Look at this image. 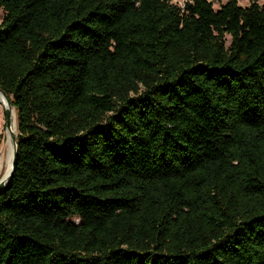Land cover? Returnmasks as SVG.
I'll return each instance as SVG.
<instances>
[{
  "label": "trees",
  "instance_id": "16d2710c",
  "mask_svg": "<svg viewBox=\"0 0 264 264\" xmlns=\"http://www.w3.org/2000/svg\"><path fill=\"white\" fill-rule=\"evenodd\" d=\"M0 0L17 155L0 264H264V4Z\"/></svg>",
  "mask_w": 264,
  "mask_h": 264
},
{
  "label": "bare ground",
  "instance_id": "6f19581e",
  "mask_svg": "<svg viewBox=\"0 0 264 264\" xmlns=\"http://www.w3.org/2000/svg\"><path fill=\"white\" fill-rule=\"evenodd\" d=\"M0 105H3L4 107L7 106L5 99L2 97L1 94H0ZM16 131H17V125L15 123V113H14V109L13 110L11 109V128L10 130H7L6 140H4L0 145V174L2 175V178L4 180H6L10 174L11 163L14 153V148L10 140L9 133L13 132L14 134H16Z\"/></svg>",
  "mask_w": 264,
  "mask_h": 264
},
{
  "label": "rangeland",
  "instance_id": "374dc122",
  "mask_svg": "<svg viewBox=\"0 0 264 264\" xmlns=\"http://www.w3.org/2000/svg\"><path fill=\"white\" fill-rule=\"evenodd\" d=\"M170 1H171V3L176 4L180 7H182L184 4V0H170ZM237 2H238V5L244 7V6L248 5L249 1L248 0H237ZM257 2L259 5L264 4V0H258ZM223 3H225V0H218V2H213V8L218 9L219 5L223 4ZM4 108L5 107L3 105H0V145L4 140H6V133H7L6 126H5V115H4L5 109ZM14 113H15V110H14ZM15 123H16V114H15ZM17 134H18V132L16 131L15 135L17 136ZM2 173H4V172H2ZM1 178H2V175L0 174V179Z\"/></svg>",
  "mask_w": 264,
  "mask_h": 264
},
{
  "label": "water",
  "instance_id": "95a60500",
  "mask_svg": "<svg viewBox=\"0 0 264 264\" xmlns=\"http://www.w3.org/2000/svg\"><path fill=\"white\" fill-rule=\"evenodd\" d=\"M0 94L5 99L6 104H7V106L4 108L5 109L4 110L5 126H6V130H10V128H11V109H13V108L10 106L9 97H7L1 89H0ZM9 137H10V140H11V142L13 144V148H14L13 159H12V163H11V171H10V174L6 180H4L3 178L0 179V190H2L5 187V185L9 182V180L11 178V175L13 172V167L15 164V158L17 155L16 135L13 132H10Z\"/></svg>",
  "mask_w": 264,
  "mask_h": 264
}]
</instances>
